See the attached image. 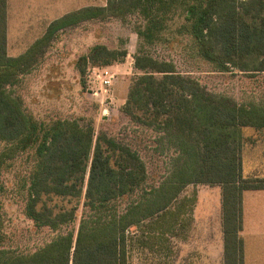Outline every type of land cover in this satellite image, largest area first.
Instances as JSON below:
<instances>
[{"label":"trees","instance_id":"obj_1","mask_svg":"<svg viewBox=\"0 0 264 264\" xmlns=\"http://www.w3.org/2000/svg\"><path fill=\"white\" fill-rule=\"evenodd\" d=\"M140 18L133 53L137 72L130 80L121 110L138 124L160 131L175 151L168 176L147 184L140 154L90 122L56 118L38 120L13 90L39 61L59 30L88 19ZM177 17L198 55L223 71L264 72V0H106L52 20L45 33L18 56L7 53V0H0V264H130L138 236H157L191 221L195 195L182 196L188 185L221 188L223 264H244L243 193L264 189V177L242 173L245 127L264 125V101H235L212 94L173 61L157 58L145 44L160 42ZM125 48L96 43L76 66L82 86L88 64L121 62ZM163 137V136H162ZM30 160L24 186V213L37 227L52 231L68 226L80 204L76 231L54 235L33 251L3 245L5 220L2 171L20 154ZM138 192L122 207L118 202ZM66 198L69 207L48 204Z\"/></svg>","mask_w":264,"mask_h":264},{"label":"rangeland","instance_id":"obj_2","mask_svg":"<svg viewBox=\"0 0 264 264\" xmlns=\"http://www.w3.org/2000/svg\"><path fill=\"white\" fill-rule=\"evenodd\" d=\"M105 2L106 0H8V55L15 57L26 51L45 33L48 24L55 18L86 5H104ZM139 22L140 18L136 15L128 17L126 21L118 18L88 19L59 30L43 50L39 61L20 77V82L14 85L13 90L22 97L25 109L38 120L48 122L56 118H68L77 119L81 124L90 122L95 134L104 131L128 144L140 154L146 164L147 184L157 185L170 173L175 156L174 148L162 132L132 121L121 110L130 80L137 72L132 55L138 46L139 39L135 29ZM180 22L181 18L177 17L172 29L164 33L160 42L145 44V48L157 58L173 61L180 72L196 77L212 94L227 96L235 101H264V72L219 70L197 54L187 34L178 31ZM96 43L127 50V55L121 62L106 66L114 74L108 88L99 87V84H92L90 81L95 76L93 73L105 66L88 64L85 69L86 85L82 86L80 82L76 61ZM29 166L28 155L23 153L1 173L4 188L1 202L6 234L3 245L17 252L33 251L57 233L68 229L76 231L81 215L84 214L81 198L75 218L68 226L54 231L46 226H35L24 213V186ZM209 188L208 185H188L180 194L182 197L198 192L194 222L201 221L205 203L209 201L205 198ZM136 196L138 192L121 199L119 206L123 207ZM48 204L55 208H67L71 203L66 198L54 197ZM254 223L246 222L245 234L254 231ZM139 260L132 257L131 264H140ZM150 260L144 258L145 262L152 264Z\"/></svg>","mask_w":264,"mask_h":264},{"label":"crops","instance_id":"obj_3","mask_svg":"<svg viewBox=\"0 0 264 264\" xmlns=\"http://www.w3.org/2000/svg\"><path fill=\"white\" fill-rule=\"evenodd\" d=\"M242 137V173L264 177V125L243 128ZM209 189V193L205 195L209 201L205 203L201 221H193L194 207L198 201V192L195 191L191 221L185 222V225L175 222V229L162 235L148 237L136 234L134 238L140 240L134 242L131 248V259H140V264H148L144 258L151 259L152 264H223L221 188L215 185ZM246 191L248 194L245 191L243 193L241 231L244 241V264H264V189ZM248 214L251 221L247 220ZM246 222H255L252 233H244Z\"/></svg>","mask_w":264,"mask_h":264},{"label":"built area","instance_id":"obj_4","mask_svg":"<svg viewBox=\"0 0 264 264\" xmlns=\"http://www.w3.org/2000/svg\"><path fill=\"white\" fill-rule=\"evenodd\" d=\"M98 69L93 73V75L95 76H92V80L90 78V81L92 82V84H99V87L101 86L104 88H108L112 84L114 74L106 66L104 68Z\"/></svg>","mask_w":264,"mask_h":264}]
</instances>
